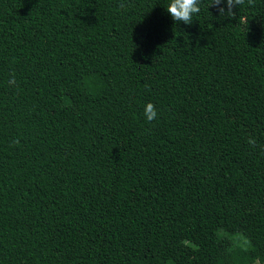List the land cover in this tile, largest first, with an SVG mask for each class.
Returning a JSON list of instances; mask_svg holds the SVG:
<instances>
[{"label":"trees","instance_id":"16d2710c","mask_svg":"<svg viewBox=\"0 0 264 264\" xmlns=\"http://www.w3.org/2000/svg\"><path fill=\"white\" fill-rule=\"evenodd\" d=\"M169 3L0 0V264H264V0Z\"/></svg>","mask_w":264,"mask_h":264},{"label":"clouds","instance_id":"9594fccd","mask_svg":"<svg viewBox=\"0 0 264 264\" xmlns=\"http://www.w3.org/2000/svg\"><path fill=\"white\" fill-rule=\"evenodd\" d=\"M200 2L201 0H170V3L165 8L174 21H183L185 24H191L193 22L194 16L201 12ZM225 3L227 5V10L221 6ZM247 3L252 5L254 0H247ZM244 5L245 0H209L208 8L212 6L217 7L220 17H233L235 15L233 9L236 7L240 8ZM120 7H125V4L122 3ZM9 83H14V80H10ZM144 114L145 118L149 122L154 120L158 115L155 105L151 102H148L145 105ZM249 143H252L253 146L255 145L254 140L250 139Z\"/></svg>","mask_w":264,"mask_h":264}]
</instances>
